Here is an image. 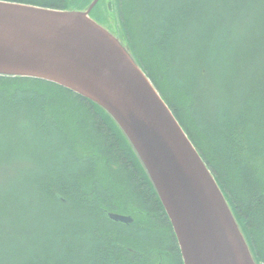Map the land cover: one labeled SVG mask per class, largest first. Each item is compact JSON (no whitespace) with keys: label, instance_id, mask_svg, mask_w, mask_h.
<instances>
[{"label":"trees","instance_id":"16d2710c","mask_svg":"<svg viewBox=\"0 0 264 264\" xmlns=\"http://www.w3.org/2000/svg\"><path fill=\"white\" fill-rule=\"evenodd\" d=\"M8 1L74 10L71 0ZM92 1L72 0L76 10ZM115 5L129 50L264 264V0ZM102 207L135 213L137 223L150 213L158 228L165 219L181 254L147 171L102 106L53 81L0 75V264H151V249L173 239L163 230L129 234Z\"/></svg>","mask_w":264,"mask_h":264},{"label":"water","instance_id":"95a60500","mask_svg":"<svg viewBox=\"0 0 264 264\" xmlns=\"http://www.w3.org/2000/svg\"><path fill=\"white\" fill-rule=\"evenodd\" d=\"M98 2L64 10L0 0V75L56 82L113 117L164 204L185 264H258L216 178L168 103L129 48L91 17Z\"/></svg>","mask_w":264,"mask_h":264},{"label":"flooded vegetation","instance_id":"af4514ba","mask_svg":"<svg viewBox=\"0 0 264 264\" xmlns=\"http://www.w3.org/2000/svg\"><path fill=\"white\" fill-rule=\"evenodd\" d=\"M150 180H151V178H150ZM151 182H152V180H151ZM152 184H153V182H152ZM153 186H154V184H153ZM154 188H155V186H154ZM150 194L152 196V201H155V197H154L153 193L151 192ZM157 194H158V192H157ZM159 198H160V196H159ZM102 208L104 210L105 209H108L107 211H110V212H116V213H120V214H124V215H130L132 217L131 221L125 223V222H118V221H115V220L111 219L107 215V211L105 212V215H106L107 219L112 224H115L117 226H120L123 230H125L129 234H134V233L135 234H139L140 231H143L144 232V231H151V230L154 231V232L163 230L166 234H169L170 233L168 222L165 219L162 220V222H161V224L159 225V228H158L157 227V222L154 223L152 221V219H154V218H151V214L150 213L146 216L147 217L146 219L142 220L140 223H137L138 218L136 216L137 214H135V213L120 211V210H117L115 208H110V207H106V208L102 207ZM146 208H148V211L149 212L156 213L155 205L153 207H146ZM138 211H142V210L138 209ZM152 217H155V215L152 216ZM173 229H174V227H173ZM171 236L173 238V235L172 234H171ZM158 247L159 246H156V249L155 250H154L155 247H153L151 249L152 252H155L157 250V253L156 254H152L151 256H148V259H149V261H151V264H185L184 263V258H183L182 252H181V254L178 253V250H177V247H176V243H175L174 238L171 241L168 242L167 246H165L163 248H158ZM179 247H180V244H179ZM128 248H129V250L132 253H135V254L144 256L143 253H141V251L135 250L131 246L128 247ZM180 251H181V248H180Z\"/></svg>","mask_w":264,"mask_h":264},{"label":"rangeland","instance_id":"374dc122","mask_svg":"<svg viewBox=\"0 0 264 264\" xmlns=\"http://www.w3.org/2000/svg\"><path fill=\"white\" fill-rule=\"evenodd\" d=\"M84 1H87V0H77V2H84ZM70 4L74 10L77 9L76 7H79L78 6L79 4L72 2V0H71ZM116 10L117 9H116V5H115V0H100L98 9L96 11H94V13L92 14L91 17L94 20H96L98 23H100L104 27H106L119 40H121L122 43L126 47H128L127 40H126V37L124 35V31H123L122 25L119 21V16H118V13ZM131 18L133 19L134 17L131 16ZM136 32L139 33V29H136ZM46 160H48V159L46 158Z\"/></svg>","mask_w":264,"mask_h":264}]
</instances>
